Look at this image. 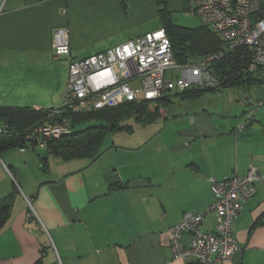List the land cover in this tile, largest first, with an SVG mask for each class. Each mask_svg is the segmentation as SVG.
I'll list each match as a JSON object with an SVG mask.
<instances>
[{"label": "crops", "instance_id": "1", "mask_svg": "<svg viewBox=\"0 0 264 264\" xmlns=\"http://www.w3.org/2000/svg\"><path fill=\"white\" fill-rule=\"evenodd\" d=\"M161 3L0 0V107H61L67 63L51 50L57 29L67 31L72 56L82 59L160 30ZM179 93L142 124L155 126L152 135L144 130L133 146L102 141L94 161L56 156L39 164L38 149L1 150L0 200L11 194L13 201L0 228V264H187L173 258L169 229L185 213H206L201 229L214 232L212 181L251 168L256 193L232 224L240 251L214 264H264V111L249 113L264 104V91L251 84L196 98ZM121 131L134 138L133 129ZM189 241L184 234L182 244Z\"/></svg>", "mask_w": 264, "mask_h": 264}, {"label": "built area", "instance_id": "2", "mask_svg": "<svg viewBox=\"0 0 264 264\" xmlns=\"http://www.w3.org/2000/svg\"><path fill=\"white\" fill-rule=\"evenodd\" d=\"M191 3L192 14L221 40L225 51L244 49L249 54V70L260 69L264 83V0H191ZM51 50L56 58L67 63L62 107L72 113L114 108L125 102L154 101L173 92L219 88L209 65L220 59L222 53L178 65L173 61L171 44L162 29L82 59L72 56L67 31L57 29ZM137 80L139 87L133 89L131 83ZM3 130L0 126V133ZM66 133L65 123L46 122L34 127L26 138L41 149L46 140ZM258 178L256 169L251 168L245 176L213 180L215 199L207 210L216 213L215 231L201 229L206 213H185L168 231L173 258L198 264L230 261L240 251L232 233L233 221L242 204L255 195ZM184 234L190 236L186 247L182 244Z\"/></svg>", "mask_w": 264, "mask_h": 264}, {"label": "trees", "instance_id": "3", "mask_svg": "<svg viewBox=\"0 0 264 264\" xmlns=\"http://www.w3.org/2000/svg\"><path fill=\"white\" fill-rule=\"evenodd\" d=\"M169 12L167 10L161 12V29L169 39L172 58L176 64L185 65L202 57L218 56L222 53L220 59L214 60L209 65L219 82V89L262 84L260 69L256 68V71L252 72L249 70V54L246 51L242 49L225 51L221 40L206 27L203 25L194 29L181 27L174 24ZM203 92L204 90H188L179 95L196 98ZM170 96L172 95L151 102H125L118 107L81 113H72L63 107L50 111L0 107V126L4 128L0 133V151L13 147H29L32 150H46L49 154L60 156L67 161L72 159L94 161L101 154L100 148L107 133L133 129L130 124L122 125L130 119L138 124L151 122L159 115L160 109L167 104ZM46 122L51 125L65 123L67 133L59 138L46 140L45 147L39 149L26 137L34 127ZM45 158L44 156L41 160ZM12 201L11 194L0 200V228L8 219ZM187 264L198 263L188 261Z\"/></svg>", "mask_w": 264, "mask_h": 264}, {"label": "rangeland", "instance_id": "4", "mask_svg": "<svg viewBox=\"0 0 264 264\" xmlns=\"http://www.w3.org/2000/svg\"><path fill=\"white\" fill-rule=\"evenodd\" d=\"M164 2L167 3L168 6V10H170L169 14H171V17L173 18V22L174 24L176 23L177 25L181 26V27H185V28H197L198 26H201V22L199 20V18L197 16H195L193 13V9H191V7L193 8V5L191 4L189 6V0H162L161 3V8L164 10V7L166 4H164ZM138 38V37H137ZM135 40V39H134ZM244 50V49H242ZM245 51V50H244ZM67 79H68V67H67ZM261 85V89L264 91V83L262 82ZM66 86H67V81H66ZM131 87L133 89H137L139 87V81H134L131 83ZM245 87V86H244ZM215 89V88H214ZM219 88H217L216 90H218ZM241 88H239V96L242 97L243 93L240 90ZM206 90V89H205ZM196 91H203V90H196ZM173 95V93H171ZM246 94V93H245ZM211 95L206 94L205 97H209ZM65 98V97H64ZM151 102V101H150ZM264 103V100L262 101ZM63 106V103L61 105V107ZM264 111V104L260 107L257 108V105L253 106L251 108V110L249 111L250 116L254 115L256 116L258 114L259 117V113L261 114V112ZM252 117V116H251ZM129 125L133 126V132L134 138H125V136L129 137L128 132H123V131H118V132H113V133H107L103 139V142L106 141L107 146H111L113 144H115L114 146L116 147H123V146H133L136 145V138H138V136H141V132L145 131H150L151 135L153 134V131L156 130L155 126L153 125H147L144 129L142 124H138L136 122L133 121V119L127 120L124 123H122V125ZM111 132V131H110ZM105 143V142H104ZM104 143H102L101 147L104 145ZM53 156H50L48 151L44 150V151H40L38 150L36 153V156L38 158V162L39 164L45 163V159L41 160V158H43L44 156L46 157V160L49 163H56V155L51 154ZM54 161V162H53ZM169 236V235H168ZM170 239V237H169Z\"/></svg>", "mask_w": 264, "mask_h": 264}, {"label": "bare ground", "instance_id": "5", "mask_svg": "<svg viewBox=\"0 0 264 264\" xmlns=\"http://www.w3.org/2000/svg\"><path fill=\"white\" fill-rule=\"evenodd\" d=\"M31 207V206H30Z\"/></svg>", "mask_w": 264, "mask_h": 264}]
</instances>
